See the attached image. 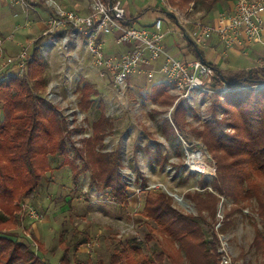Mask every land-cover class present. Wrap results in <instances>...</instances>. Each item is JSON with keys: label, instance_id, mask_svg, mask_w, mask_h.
<instances>
[{"label": "rangeland", "instance_id": "374dc122", "mask_svg": "<svg viewBox=\"0 0 264 264\" xmlns=\"http://www.w3.org/2000/svg\"><path fill=\"white\" fill-rule=\"evenodd\" d=\"M154 1L161 3L160 0H123L131 14L142 12L143 15L137 16L138 26H149L146 24L162 17L164 24L173 31L167 37V43L175 42L171 38L174 36L178 40L176 44H182L179 35L183 32L172 19L156 11L144 12V8ZM167 2L184 16L191 13V19H202L203 14L196 16L193 13V5L181 7ZM39 11L46 18V11L41 6ZM24 12L17 0H0V19L2 16L9 18L10 34L15 33L14 41L7 45H15L18 36L25 33L21 36L19 48L29 45L33 54V44L43 35L45 25L33 23L35 15L32 11ZM33 25L36 29L31 31L29 26ZM0 29L4 34L3 28ZM105 44L106 54L110 57L129 51L128 47L116 46L111 38H106ZM203 51L209 59V54ZM38 55L44 62L47 80L42 95L65 122L69 153L63 157L46 152L40 158L49 170L44 173L37 189L32 186L35 182L20 183L17 198L9 204L10 211H0L1 219L4 216L12 222L9 227H0V237L25 243L41 259L39 264H63L61 259L66 249L72 264L77 261L111 264L113 254L128 243L140 246L146 253L173 252L178 244L168 240L159 230L154 240H147L150 227L142 212L149 196L165 192L181 212L196 217L200 215L188 195L205 192L199 188L203 174L209 178L218 174L214 154L200 134L209 122L225 117L222 110L215 113L214 97L204 96L193 103L179 99L165 76L158 72L160 62L152 68L155 71L153 78H148V69L142 70L130 78L125 88H120L108 70L94 65L83 36L72 31L44 40ZM178 59L183 56L179 55ZM159 83L168 87L169 103L149 99L151 88ZM85 87L92 95L88 97L90 102L82 103ZM180 100L185 111L177 112L176 103ZM103 117L111 128L103 144L96 145L93 142L94 125ZM167 123L174 129V136L171 131L169 134L165 132ZM226 130L234 133L229 128ZM89 147L95 152L93 155H103L100 156L102 161L109 157L116 162L122 179L129 185L130 197L125 205L116 203L110 189L102 183H92V170L83 169L84 159L87 160L85 151ZM77 153L85 157L77 158ZM247 183L264 195V177L253 175ZM208 190L212 191L211 188ZM26 193L33 195L26 196ZM25 196L27 205L43 215L40 221L28 217L21 203ZM256 206L255 203L254 207L237 211L228 219L232 201L221 197L216 216L212 217L205 210L200 220L207 240H213L215 234L219 247L221 241L227 244V253L233 264H264V256L254 246L257 231L264 226L255 212ZM228 223L223 232L221 225ZM152 226L156 227L155 224ZM79 242L84 243L78 246Z\"/></svg>", "mask_w": 264, "mask_h": 264}, {"label": "trees", "instance_id": "16d2710c", "mask_svg": "<svg viewBox=\"0 0 264 264\" xmlns=\"http://www.w3.org/2000/svg\"><path fill=\"white\" fill-rule=\"evenodd\" d=\"M221 1L225 0H169L170 3L181 7L193 5L195 14H203L202 20L209 16ZM138 18L130 16L126 25L132 26ZM62 35L63 33L58 36ZM47 38L49 37L41 36L35 41L32 58L25 73L22 76L11 75L0 86L1 212L10 211L9 204L17 198L20 183L35 182L32 186L36 189L39 187L41 178L49 170L48 165L40 162V158L46 152L63 157L68 156L69 153L65 138L67 129L65 122L42 95L47 80L44 62L38 55V49ZM195 46L189 43L192 51L195 50ZM213 67L216 71L213 88L217 89L225 83L230 91L224 95L219 93L214 95L216 102L214 111L216 113L222 110L225 117L209 122L204 131L200 132L218 165L216 177L209 178L202 173L204 176L199 188L205 192L196 191L188 195L200 215L196 217L181 212L165 192L149 196L142 212L147 226L150 227L147 240H154L155 233L159 230L168 240L177 243L178 247L173 252L146 253L140 246L128 243L120 252L113 254L111 264H219V239L214 234L213 240H207L200 220L205 210L212 217L216 216L221 197L232 201L233 207L227 214L228 219L235 212L254 207L256 203L255 212L264 224V195L255 191L252 184L247 183L253 175L264 177V69L252 70L223 80L221 70ZM83 90L81 102H90L92 92L86 87ZM168 91L165 84L159 83L151 88L149 99L153 102L169 103ZM181 102L180 100L176 103L177 112L185 111ZM99 121L94 125L93 142L96 145L103 144L107 131L111 128L106 118L103 117ZM166 127L165 132L169 134L171 131V135L174 136V129L168 123ZM226 128L234 133H229ZM91 149L89 147L85 151L87 160L84 159L83 169L92 170L94 172L91 177L92 183L94 185L102 183L104 187L110 189V194L116 203L125 205L130 197L129 185L122 179L116 162H112L109 157L102 161L100 156L103 155L99 153L93 155L94 151L91 152ZM76 156L85 157L81 153H77ZM163 160L166 161L165 158ZM72 164L75 167L74 163ZM77 168L78 166L75 169ZM27 195L33 194L26 193ZM26 196L21 202L22 205L26 204ZM1 217L3 220L0 218V227L12 225L9 218ZM228 225L229 223L221 225L223 232ZM83 243L79 242L77 245ZM254 246L264 256V226L262 230L257 231ZM61 262L72 264L68 249ZM21 263L39 264L41 259L35 256L34 251H31L25 243L0 237V264ZM73 264L85 263L77 261Z\"/></svg>", "mask_w": 264, "mask_h": 264}, {"label": "built area", "instance_id": "2783aa9c", "mask_svg": "<svg viewBox=\"0 0 264 264\" xmlns=\"http://www.w3.org/2000/svg\"><path fill=\"white\" fill-rule=\"evenodd\" d=\"M167 1H155V5L157 2L156 6L161 8L165 17L172 13L174 17L169 18L178 27H190V32L185 34L192 41L189 42L196 47L206 46L215 34L219 35L227 46L243 45L244 42L264 43V0H237L233 12L223 15V23L217 27L199 18L191 19L190 12L189 15L186 13L189 17L184 16L185 14L176 7H170ZM17 2L22 5L23 11H32L38 23L45 25L42 36L58 37L66 31L83 36L94 65L108 70L120 88H125L130 78L140 74L142 70L148 69V78H153L155 71L152 68L156 62H160L158 72L165 76L173 92L179 95V99H184L187 103L196 102L204 96L211 99L216 93L224 95L230 91L225 83L217 89L213 88L216 71L211 64L200 59H178L167 51L166 39L173 31L165 27L162 17L149 26H127L130 15L123 0H88L86 13L65 8L59 0ZM39 6L46 11V18L40 13ZM106 38L113 39L116 46L128 47L129 51L117 56H108ZM14 39L15 33L5 35L0 29V86L11 75L22 76L32 58L29 45L21 46L15 53H8L7 43L13 42ZM23 206L31 220L40 221L43 218L33 206L27 203ZM227 252V244L221 241L219 264H233Z\"/></svg>", "mask_w": 264, "mask_h": 264}, {"label": "crops", "instance_id": "0c3cea01", "mask_svg": "<svg viewBox=\"0 0 264 264\" xmlns=\"http://www.w3.org/2000/svg\"><path fill=\"white\" fill-rule=\"evenodd\" d=\"M59 2L65 8L77 9L82 13H86L89 7L88 0H59ZM236 2L237 0L221 1L212 11V13L203 20L212 24L214 27L221 25L223 23L222 16L233 12V10L235 9ZM156 5H155V1L149 3L148 6L144 8V12L147 13L150 11H156L160 15H162L161 8H157ZM128 7L129 6L127 5V8ZM151 7L152 9H150ZM153 7L155 8V10H153ZM139 14H142V12L140 11ZM129 15L132 17L138 16L137 14L133 15L130 12ZM195 15L200 16L202 15V13H197ZM158 18L161 17H156L151 24H146V25H152L155 22V20ZM35 20H37L36 17ZM138 21H136L134 25L137 27H141L138 26ZM33 23H36V21H33ZM10 24L11 22L9 18L5 16L1 17L0 25L3 28L5 35L10 34V30L12 29ZM39 24L40 23H38L37 20L36 25ZM17 27H21V26L17 25ZM165 27L167 28V25H165ZM29 28H31V31L36 29L34 25L31 27L29 26ZM178 28L183 32L179 35V37L182 39V44H178V43L176 44V41L178 42V40L174 38V36L171 38H173L175 42L173 41L171 44H168L166 39L167 51L175 57L181 55L183 56L184 60L200 59L202 61H205L219 68L224 78L238 76L256 69H264V43L248 44L247 42H244L243 45L227 46L221 40L220 36L215 34L212 40L206 46L199 47L198 51H196V49L192 51L189 47V43H190L189 40L185 38V33L188 34V32H190V27L188 28L178 27ZM24 34L25 33H22L20 36H18L15 45H7V51L9 54L15 53L20 49L19 46H20V40L22 39L21 36ZM203 50H205L209 54V59L207 58Z\"/></svg>", "mask_w": 264, "mask_h": 264}, {"label": "water", "instance_id": "95a60500", "mask_svg": "<svg viewBox=\"0 0 264 264\" xmlns=\"http://www.w3.org/2000/svg\"><path fill=\"white\" fill-rule=\"evenodd\" d=\"M169 17H174V15L172 14V13H168L167 14ZM186 36V35H185ZM187 37V36H186ZM187 39L190 41V42H192L191 40H190V38L189 37H187ZM195 49H196V51H198V47H196L195 46ZM223 80H226L224 77H223ZM170 195H172L171 193H169ZM176 198H178V196L177 195H174ZM179 200H181V199H179Z\"/></svg>", "mask_w": 264, "mask_h": 264}]
</instances>
